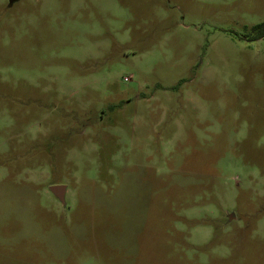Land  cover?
I'll use <instances>...</instances> for the list:
<instances>
[{"label": "rangeland", "instance_id": "374dc122", "mask_svg": "<svg viewBox=\"0 0 264 264\" xmlns=\"http://www.w3.org/2000/svg\"><path fill=\"white\" fill-rule=\"evenodd\" d=\"M262 22L0 0V264H264Z\"/></svg>", "mask_w": 264, "mask_h": 264}, {"label": "water", "instance_id": "95a60500", "mask_svg": "<svg viewBox=\"0 0 264 264\" xmlns=\"http://www.w3.org/2000/svg\"><path fill=\"white\" fill-rule=\"evenodd\" d=\"M50 190L61 200L63 204H65L66 186L54 185L50 187Z\"/></svg>", "mask_w": 264, "mask_h": 264}, {"label": "trees", "instance_id": "16d2710c", "mask_svg": "<svg viewBox=\"0 0 264 264\" xmlns=\"http://www.w3.org/2000/svg\"><path fill=\"white\" fill-rule=\"evenodd\" d=\"M253 28L256 31L253 39H260L264 36V22L255 25Z\"/></svg>", "mask_w": 264, "mask_h": 264}]
</instances>
